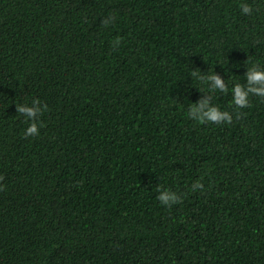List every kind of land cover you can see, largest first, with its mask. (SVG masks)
Masks as SVG:
<instances>
[{
    "label": "trees",
    "instance_id": "16d2710c",
    "mask_svg": "<svg viewBox=\"0 0 264 264\" xmlns=\"http://www.w3.org/2000/svg\"><path fill=\"white\" fill-rule=\"evenodd\" d=\"M253 66L264 0H0V264H264V98L231 92Z\"/></svg>",
    "mask_w": 264,
    "mask_h": 264
},
{
    "label": "clouds",
    "instance_id": "9594fccd",
    "mask_svg": "<svg viewBox=\"0 0 264 264\" xmlns=\"http://www.w3.org/2000/svg\"><path fill=\"white\" fill-rule=\"evenodd\" d=\"M241 11L244 14H251L252 9L247 4H241ZM107 25L108 21H102ZM192 76L197 79L204 81H211V91L218 89L221 93L228 91L225 83L221 78L215 74L209 75L206 78L199 76L195 71L192 72ZM246 84L242 85L236 83L232 89V103L236 108L242 109L249 107V96L255 95L261 98H264V70L260 69L257 66L248 68L245 73ZM47 108L46 105L41 106L38 99H33L32 105H16V112L26 116L31 123L25 130L24 135L27 136H36L39 134V127L37 124L38 117L45 111ZM188 115L190 118L194 119L198 123L212 122L215 124H221L225 122H231L232 116L227 111H222L214 105H210L207 99H202L198 104L192 105L189 109ZM239 115V113H237ZM42 126V125H40ZM203 185L199 182L192 186V190L196 191L197 189L203 190ZM159 202L166 206H171L174 203L180 202V197L175 193L168 190H162L159 192L157 197Z\"/></svg>",
    "mask_w": 264,
    "mask_h": 264
}]
</instances>
